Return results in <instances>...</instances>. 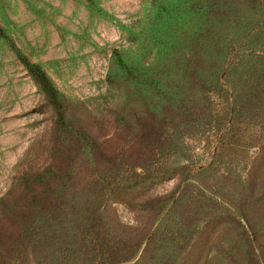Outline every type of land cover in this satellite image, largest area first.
<instances>
[{
  "label": "trees",
  "instance_id": "obj_1",
  "mask_svg": "<svg viewBox=\"0 0 264 264\" xmlns=\"http://www.w3.org/2000/svg\"><path fill=\"white\" fill-rule=\"evenodd\" d=\"M152 2L150 36L155 55L166 56L158 62L162 69L151 61H131L125 48L118 46L111 49L107 74L112 85L124 79L134 85L131 92L148 98L142 151L127 162L121 158L123 150H115L111 169L93 174L91 185L78 180L70 165L56 169L47 164L23 171L22 193L13 184L0 194V264H144L145 255L155 248L151 243L158 257L168 250L165 241L185 247L193 230L175 212L183 189L175 197L145 195L138 205L143 219L135 224L119 219L112 196L122 190L129 194L147 180L180 169L186 176L182 185H190L194 176L202 175L232 146L248 138L256 140L259 134L264 137V0ZM180 24H187V35L177 41ZM0 39L38 86L61 133L90 144L93 139L72 126L67 96L1 23ZM185 80L195 82L192 91H187ZM197 142L210 154L207 163L195 150ZM179 156L185 161L172 167ZM53 176H59L56 185L50 184ZM52 186L55 198L43 202L41 190ZM77 186L83 192H77ZM262 198L264 189L245 193L242 201L247 206ZM248 223L251 245L259 249L264 264V223L259 227Z\"/></svg>",
  "mask_w": 264,
  "mask_h": 264
},
{
  "label": "rangeland",
  "instance_id": "obj_2",
  "mask_svg": "<svg viewBox=\"0 0 264 264\" xmlns=\"http://www.w3.org/2000/svg\"><path fill=\"white\" fill-rule=\"evenodd\" d=\"M153 14L152 0H0V23L67 96L74 129L93 139L92 144L80 143L61 133L38 86L0 39V194L13 184L22 193L20 177L34 166L50 164L57 169L70 165L78 180L91 185L93 174L111 169L115 150H123L119 157L124 161L139 156L148 98L131 92L134 85L124 79L112 85L107 74L111 49L118 46L125 48L131 61H151L162 69L160 63L166 56L155 55L150 36ZM186 26H178L177 41L186 39ZM185 82L189 83L187 91H192L195 82ZM258 136L226 150L202 175L194 176L190 185H182L186 176L180 169L107 200H115L112 206L122 222L135 224L143 219L138 205L145 195L175 197L183 189L175 212L190 225L192 239L184 248L165 241L168 250L160 257L155 256L156 246L151 243L155 248L145 255L144 264L156 258L158 264H263L259 249L251 245L248 221L258 227L264 223V198L247 206L242 201L245 193L264 189V137ZM195 146L207 163L210 154L198 142ZM184 161L179 156L172 167ZM58 182L59 176L51 177V185ZM53 187L41 190L43 202L55 198ZM77 187V192H83ZM79 196L76 193L75 198Z\"/></svg>",
  "mask_w": 264,
  "mask_h": 264
}]
</instances>
